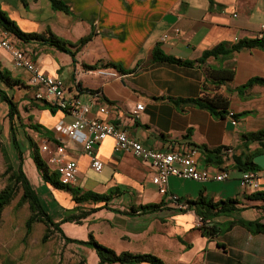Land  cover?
Instances as JSON below:
<instances>
[{
	"label": "crops",
	"instance_id": "0c3cea01",
	"mask_svg": "<svg viewBox=\"0 0 264 264\" xmlns=\"http://www.w3.org/2000/svg\"><path fill=\"white\" fill-rule=\"evenodd\" d=\"M22 1L23 11L6 2L0 6L23 31L40 32L49 27L58 36L75 42L92 30L91 39L75 54L74 60L47 44L22 41L11 34L15 44L26 50L41 70L63 82L68 96L91 103V115L123 127L146 147H195L199 151L198 167L206 166L211 172L226 167L229 171L225 180L185 179L189 183L184 186L177 184L180 177L170 176L169 191L180 200L196 199L199 195L213 201L236 200L232 211L213 213L204 220L193 207L179 209L166 201L153 211L125 213L132 206L158 203L164 198L156 192L152 182L154 171L149 163L129 151L117 149L113 137L107 136L95 145V153L103 162L100 172L90 168L89 157L81 149L68 150V157L77 161L75 186L83 191L104 193L114 189L115 192L109 208L99 207L102 202L87 203L88 207L99 208L79 224L70 222L80 232L67 236L86 239L91 231L95 239L116 252H150L166 264H264V232L254 233L240 223H264V198L249 197L252 192H264V154L254 157L260 185L250 191L242 188L241 171L234 168L230 155H220L219 163H205L202 153L203 146L209 149L228 146L239 154L246 150L241 135L264 128V85L253 84L242 94L235 89L251 77H264V48H244L228 59L208 57L204 63L192 65L152 59V50L157 45L167 55L196 60L220 41L264 35V0H63L69 13L54 10L47 2L41 9L40 0ZM0 51L1 66L29 87L24 93L28 97L27 119L30 117V121L55 134L57 124L62 120L68 122L71 117L56 108L51 111L52 106L34 99L36 88L29 83L30 74L15 67L9 53ZM97 61L115 62L124 72L110 66L87 69L83 65ZM206 66L234 67L233 79L218 90L223 93L230 90V112L244 113L235 119V124L229 116L217 118L191 103L176 101L201 95L203 83L206 91L212 88L205 79ZM138 102L144 108L135 115L132 110ZM100 105L107 108V113L98 112ZM32 131L43 138L41 144L52 141L44 131L40 134ZM256 146V142L248 141L249 149ZM29 154L26 149L23 166L25 161L30 162L35 177L41 180L38 185L42 182L46 194L52 193L54 205L70 212L75 206L71 194L43 182ZM41 155L45 159L42 152ZM18 198L19 195L14 198L15 203ZM24 206L28 215V206ZM37 225L40 223H35L33 229ZM201 227L212 229V234H203ZM77 251L90 255L91 264L97 263L94 250L79 246Z\"/></svg>",
	"mask_w": 264,
	"mask_h": 264
},
{
	"label": "trees",
	"instance_id": "16d2710c",
	"mask_svg": "<svg viewBox=\"0 0 264 264\" xmlns=\"http://www.w3.org/2000/svg\"><path fill=\"white\" fill-rule=\"evenodd\" d=\"M51 8L54 10H60L65 13H69V7L63 0H48ZM0 30L13 34L15 37L22 41L34 40L43 44H47L60 51L68 53L73 60L75 54L81 49V47L91 39L92 30L78 38L75 42L66 40L57 34H55L50 28H46L43 31H23L15 20H13L8 13L0 6ZM264 48V35L256 37H244L239 38L234 42L220 41L213 45L210 49L203 51L201 56L196 60H183L174 56L167 55L161 51L159 46H155L152 50V59L155 61H166L179 65H192L195 62L204 63L208 57H215L220 59H228L232 57L236 52L244 48ZM87 69H95L98 67H113L118 69L120 72L124 70L115 62L97 61L93 64H83ZM205 79L209 80L212 88L206 91V85L203 83L201 95L195 98H181L176 100L177 102L191 103L199 108L209 111L213 116L217 118H223L229 116L236 119L238 116L244 113L236 114L229 111V92H220L218 89L222 84L231 81L234 77L235 69L233 66L230 67H211L206 66L204 68ZM0 81L5 83L7 86L14 88L15 86H24L23 82L19 78L11 75L10 71L0 64ZM253 84L264 85V77L254 76L249 78L243 84L237 86L235 89L239 94H242ZM0 97L6 101L8 105V113L10 122V134L11 142L16 149V155H11L2 143L0 139V151L3 157L4 170L1 175L5 178V183L0 189V216L3 209L11 203V201L19 195L15 207L18 208L22 204H27L29 213L24 222L25 236H28L33 230L35 223H42L45 226V230L42 234V241H46L51 231H56L59 236L64 240L65 243H76L79 245H85L94 250L97 255L98 261L96 264H133V263H148V264H166L160 257L150 252H132L123 250L116 252L111 247L99 242L93 236L92 232L89 231L86 239L72 238L65 234L61 224L64 222L81 223L83 218H86L89 214L96 211L99 207L109 208V201L114 195L115 190L111 189L104 193H97L90 190H81L75 185H67L59 180V176L56 170L51 169L42 157L40 147L38 143L28 134H23V127H29L37 133H42L53 139V131L44 128L39 123H34L28 118V122L24 123L20 116L18 103L13 99L12 95H9L4 89L0 87ZM51 111H55L54 107H51ZM22 127V128H21ZM27 135V141L25 140ZM244 140L243 144L246 150L239 154L233 153L231 155L234 168L244 170H258L254 162V157L260 154H264V128L245 132L242 135ZM22 138V143L25 144L24 150H30V157L33 160L35 168L37 169L41 179L51 185L55 189H61L68 191L71 194L72 200L75 206L69 209L60 219H54L45 208L42 203L37 191L34 189L29 178L27 177L23 169V150L21 149L19 138ZM248 141L256 142L257 146L253 149H249ZM228 146H222L218 148L209 149L203 146V160L205 163L209 162H220V155L222 150L228 149ZM249 197H260L264 198V192H252ZM188 204L187 208L193 207L195 212L199 214L203 220L209 215L217 212L232 211L234 209L235 199H226L213 201L207 199L202 195H199L196 199H185ZM103 204L99 207L86 206L87 203H98ZM165 203L164 199L158 203H145L138 206H132L125 213L135 214L137 212H147L159 209ZM117 210V209H115ZM120 211V210H118ZM250 231L264 232V223L259 221H247L240 222ZM203 234H212V229H206L201 227Z\"/></svg>",
	"mask_w": 264,
	"mask_h": 264
},
{
	"label": "built area",
	"instance_id": "2783aa9c",
	"mask_svg": "<svg viewBox=\"0 0 264 264\" xmlns=\"http://www.w3.org/2000/svg\"><path fill=\"white\" fill-rule=\"evenodd\" d=\"M0 48L10 54L15 67L22 68L30 74L29 83L36 88L32 96L34 99L42 100L71 117L70 121L62 120L57 124L50 143L45 142L39 146L40 152L46 155V162L57 171L62 183L74 185L77 180V161L68 157V150L81 149L89 157L90 168L95 172L102 170L103 162L95 153V145L107 136L113 137L117 149L129 151L136 158L149 163L154 171L152 182L164 201L173 203L176 208L186 209L188 204L185 200H180L177 194L169 191L170 176L198 182L222 181L229 178L226 167L218 168L214 172L206 166L198 167L199 151L195 147L178 145L163 149L146 147L140 140L129 135L123 127L91 115V103L83 102L77 96H68L63 82L56 75L41 70L31 55L15 44L10 33L0 31ZM143 108V104L138 102L132 113L137 115ZM98 112L107 113V108L100 105ZM231 119L235 124V119ZM232 154V148L224 149L221 153L223 157ZM239 180L245 190H257L260 185L257 170L241 171Z\"/></svg>",
	"mask_w": 264,
	"mask_h": 264
},
{
	"label": "rangeland",
	"instance_id": "374dc122",
	"mask_svg": "<svg viewBox=\"0 0 264 264\" xmlns=\"http://www.w3.org/2000/svg\"><path fill=\"white\" fill-rule=\"evenodd\" d=\"M24 1L26 2L27 0ZM5 2L11 4L12 7L13 6L19 7L21 11L24 10L23 7L24 3L22 0H0V3H5ZM46 2L47 4H50L48 3V0L39 1L38 4H40L41 9H42V5H44V3ZM37 7L39 8V6ZM34 13H36V11ZM54 14L58 15V12L55 11ZM0 50L7 52L6 50L1 48ZM0 87L4 89L9 95L13 96V99L18 103L20 116L22 117L23 122L26 123L28 121L26 117L27 116L26 111L28 106V103H26V99L28 97H26L24 93L27 92V90H29V87L21 86L20 88H11L2 81H0ZM7 113H8V105L6 101H4L0 97V139L8 149L9 153L13 155L11 157H14L16 155V149L11 142L10 122ZM38 117L41 116L38 115ZM22 130H23V134L25 133L32 136L39 145H41V143L44 141L43 138L38 137L35 134V132H33L32 129H30L29 127L27 126L23 127ZM26 136L27 135H25V140L27 141ZM18 138L25 159V151H26L24 150L25 144L22 143L21 137ZM43 155L46 159V155L44 153ZM32 164L35 169V165L33 162ZM4 167L5 166L3 163V157L0 151V189L4 185L3 184L1 186V181L3 180L5 183V178L1 175V173L4 170ZM23 168L29 180L35 185L34 187L36 188L37 193L42 203L45 205L47 211L54 219L56 220L60 219L65 214V211L62 210L60 206L54 205L55 199L53 198L52 193L50 192L48 195L46 194V190H45L46 187L43 185L42 182L41 185H38V180L40 179L38 177H35L30 162L25 161ZM37 174L39 173L37 172ZM177 181H178L177 184L181 186L188 185L189 183L187 180L181 178L178 179ZM156 192L159 195H161L158 192L157 187H156ZM15 201L16 199H14L12 203H10L4 209L3 214L0 217V264H91L93 263L90 255L88 254L84 255V253L77 251V248H79V246L81 248H88L90 250H93L92 248L87 247L85 245H79L76 243H65L64 240L59 236V234L56 231H51L48 239L46 241H42L41 239L42 233L45 230V226L42 223H40V225H37L38 228H34L28 236H25L24 220L27 216V209L24 206V204L16 208ZM62 226H63L62 229L66 235L71 236L80 232V229L76 224L70 222H64L62 223ZM133 264H137V263H133Z\"/></svg>",
	"mask_w": 264,
	"mask_h": 264
}]
</instances>
